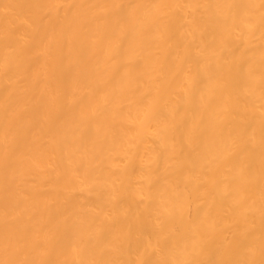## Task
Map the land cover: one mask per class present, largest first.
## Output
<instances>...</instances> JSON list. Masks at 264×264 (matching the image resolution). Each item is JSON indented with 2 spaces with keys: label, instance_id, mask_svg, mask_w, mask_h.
Here are the masks:
<instances>
[{
  "label": "bare ground",
  "instance_id": "bare-ground-1",
  "mask_svg": "<svg viewBox=\"0 0 264 264\" xmlns=\"http://www.w3.org/2000/svg\"><path fill=\"white\" fill-rule=\"evenodd\" d=\"M0 264H264V0H0Z\"/></svg>",
  "mask_w": 264,
  "mask_h": 264
}]
</instances>
